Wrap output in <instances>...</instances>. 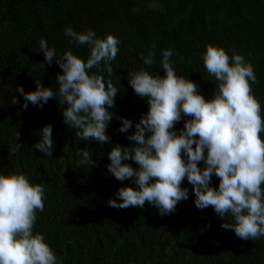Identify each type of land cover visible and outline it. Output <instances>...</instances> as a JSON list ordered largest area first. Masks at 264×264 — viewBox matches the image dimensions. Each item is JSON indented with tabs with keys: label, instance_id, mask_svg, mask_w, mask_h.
<instances>
[{
	"label": "trees",
	"instance_id": "1",
	"mask_svg": "<svg viewBox=\"0 0 264 264\" xmlns=\"http://www.w3.org/2000/svg\"><path fill=\"white\" fill-rule=\"evenodd\" d=\"M67 27L120 41L112 74L103 73L119 92L115 107L108 109L113 113L109 143L82 141L78 130L64 123L66 105L59 102L56 83L62 70L55 60L42 64V38L58 54L70 50L87 60L89 47L71 42ZM208 44L222 47L230 57L240 54L253 65L257 81L252 94L264 117V0H0V172L25 174L31 183L45 184L44 211L36 213L34 232L45 236L60 264H264V237L242 240L222 226L232 223L230 215L223 220L211 206L198 209L186 178L181 187L189 190V198L169 215H160L147 201L143 208L108 204L119 188L137 187L107 170L108 154L116 145L134 144L128 136L149 108L147 99L130 87L129 73L144 68L163 77L162 52L170 49L177 75L194 81L210 100L218 82L204 67ZM150 51L156 54L151 68L141 59ZM36 82L51 87L56 99L25 109L15 89L33 92ZM121 118L133 122L127 133L119 131ZM187 119L191 117L175 125L177 133ZM49 124L54 149L46 157L35 144ZM84 149L92 151L95 166L79 164L78 152ZM122 163L138 168L131 160ZM198 166L203 168V162ZM218 184L213 175L211 186Z\"/></svg>",
	"mask_w": 264,
	"mask_h": 264
},
{
	"label": "clouds",
	"instance_id": "2",
	"mask_svg": "<svg viewBox=\"0 0 264 264\" xmlns=\"http://www.w3.org/2000/svg\"><path fill=\"white\" fill-rule=\"evenodd\" d=\"M65 36L77 46L87 45L90 55L85 61L70 50L58 54L45 39L40 40L42 64L55 60L63 73L57 74L56 83L59 102L66 105L64 123L77 129L82 141L109 143L106 132L113 113L108 109L115 107L119 92L103 73L112 74L111 62L120 51V41L110 34L101 38L91 29L79 33L71 27L65 29ZM205 49L204 67L218 82L210 100L199 93L194 81L177 75L173 50L162 52L163 77L144 68L129 73L130 87L147 99L149 108L128 136L134 144L116 145L108 154L107 170L117 180H132L137 187L119 188L108 204L117 209L143 208L147 201L160 215H169L189 198V190L181 187L186 178L198 209L211 206L223 220L230 215L232 223H224L225 229L242 240H257L264 237V117L251 88L257 77L244 56L233 53L230 57L211 44ZM155 55L150 51L142 56L144 65L151 68ZM15 91L23 97L25 109L29 104L42 108L57 96L51 87L37 82L33 92L26 93L22 86ZM185 116L191 119L177 133L175 125ZM121 121L119 131L127 133L133 122ZM53 149L49 124L39 131L35 150L51 157ZM78 155L80 165L95 166L92 151L80 150ZM128 160L138 168L122 163ZM213 175L219 178L216 188L211 186ZM44 199V183H31L25 174L0 172V264H60L45 236L34 232Z\"/></svg>",
	"mask_w": 264,
	"mask_h": 264
}]
</instances>
